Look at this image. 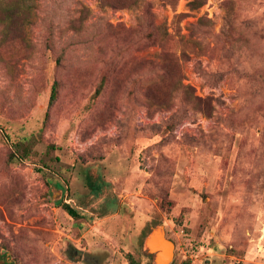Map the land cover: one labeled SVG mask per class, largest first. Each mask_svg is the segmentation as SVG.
Returning <instances> with one entry per match:
<instances>
[{
	"label": "rangeland",
	"instance_id": "1",
	"mask_svg": "<svg viewBox=\"0 0 264 264\" xmlns=\"http://www.w3.org/2000/svg\"><path fill=\"white\" fill-rule=\"evenodd\" d=\"M191 1L0 0V264H264V0Z\"/></svg>",
	"mask_w": 264,
	"mask_h": 264
},
{
	"label": "water",
	"instance_id": "2",
	"mask_svg": "<svg viewBox=\"0 0 264 264\" xmlns=\"http://www.w3.org/2000/svg\"><path fill=\"white\" fill-rule=\"evenodd\" d=\"M164 244H171V253L168 254L167 258L161 260V254L167 253ZM145 250L154 255L153 264H170L174 257L175 244L171 239H168L165 235V229L162 224L157 225L152 228L150 233L147 235L144 241Z\"/></svg>",
	"mask_w": 264,
	"mask_h": 264
},
{
	"label": "trees",
	"instance_id": "3",
	"mask_svg": "<svg viewBox=\"0 0 264 264\" xmlns=\"http://www.w3.org/2000/svg\"><path fill=\"white\" fill-rule=\"evenodd\" d=\"M103 5H111L113 7H127V6H133L135 4L138 3L139 0H130V3H124L122 0H99ZM165 2H168V3H171V4H174L176 0H163ZM205 3V0H192L191 1V4L194 8H199L201 7L202 5H204ZM28 6V5H27ZM25 7L24 5L19 7V4L17 5H14V6H9L7 7L8 8V18H9V21H8V24H10V21L12 20V16L13 14H17V10L19 8H23ZM146 10H147V17L149 19H152L153 18V14H152V10H151V6L148 4L147 7H146ZM98 91H100V88L98 89ZM56 97V87L53 88V94L51 96V103L54 101ZM29 138H24L21 142H20V145L22 146L23 145V142L25 141H28ZM15 156V155H13ZM65 208L68 210V212L73 215V216H77V213L69 206V205H65ZM131 258V264H135L136 261L135 259L130 256Z\"/></svg>",
	"mask_w": 264,
	"mask_h": 264
},
{
	"label": "bare ground",
	"instance_id": "4",
	"mask_svg": "<svg viewBox=\"0 0 264 264\" xmlns=\"http://www.w3.org/2000/svg\"><path fill=\"white\" fill-rule=\"evenodd\" d=\"M165 243V241L163 242V244ZM164 246L166 247V251L167 253H163L161 254L160 259L164 260L165 258H167L168 254L171 253V244L169 245L168 243L164 244Z\"/></svg>",
	"mask_w": 264,
	"mask_h": 264
},
{
	"label": "flooded vegetation",
	"instance_id": "5",
	"mask_svg": "<svg viewBox=\"0 0 264 264\" xmlns=\"http://www.w3.org/2000/svg\"><path fill=\"white\" fill-rule=\"evenodd\" d=\"M73 254H74L75 256H77V255L79 254V251H76V250H75V251L73 252Z\"/></svg>",
	"mask_w": 264,
	"mask_h": 264
}]
</instances>
